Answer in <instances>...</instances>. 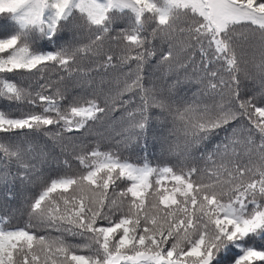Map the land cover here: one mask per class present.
Listing matches in <instances>:
<instances>
[{"label":"snow or ice","instance_id":"1","mask_svg":"<svg viewBox=\"0 0 264 264\" xmlns=\"http://www.w3.org/2000/svg\"><path fill=\"white\" fill-rule=\"evenodd\" d=\"M5 13L14 28L0 37V99L40 109L19 116L0 110V133L5 136L48 135L49 126L80 131L117 108L124 113L129 138L145 133L151 109L172 111L166 99L158 98L162 90L145 88L140 75L145 58L154 55L146 47L149 22L155 25L150 35L168 42L161 62L174 58V42L182 51L198 50L208 91L221 99L175 109L173 122H180L185 141L177 165H138L98 148L81 150L75 158L82 170L44 183L32 199L30 220L35 224L10 229L0 221V264H264V247L249 243L264 240V106L252 97L241 99L230 86L238 84V27L249 28L251 36L259 34L258 67L264 72V0H0V14ZM120 21L124 26L116 27ZM70 24L74 43L41 50V41L54 44ZM105 41L122 44L125 53L135 52L121 62L137 64L135 73L128 74L135 77L131 83L125 80L120 88L117 80L112 94L93 93L83 103V98H73L64 108L59 89L43 94L50 84H40L41 91L33 94L5 78L42 74L49 65L67 71L78 58L99 54ZM112 60L107 55L101 67H115ZM211 64L220 67L210 70ZM125 93L132 97L124 100ZM136 96L139 104L129 111ZM244 117L248 126L232 128L227 143L208 153L212 167L196 166L191 150ZM160 140L167 143L163 132ZM27 143L0 140V158L6 165L15 159L23 169L18 174L22 181L28 179L25 158L33 150ZM10 175L6 167L0 179L7 183ZM118 181L127 187L117 193ZM37 225L54 228L58 235L39 234ZM75 238L82 243H73ZM233 249L238 255L230 258Z\"/></svg>","mask_w":264,"mask_h":264},{"label":"trees","instance_id":"2","mask_svg":"<svg viewBox=\"0 0 264 264\" xmlns=\"http://www.w3.org/2000/svg\"><path fill=\"white\" fill-rule=\"evenodd\" d=\"M79 17V13L76 14ZM8 15L0 14V37L11 34L14 26L6 23ZM124 21H120L116 27H123ZM155 25L149 22L146 25L148 32L149 44L146 47L154 52L153 56L146 57L140 75L143 77L145 88H155L163 92V96L158 98L166 99L170 104L172 111L153 108L150 110V122L145 133L129 138L125 132L127 122L121 117L124 115L118 108L103 118L102 121L89 122V124L80 131L64 132L60 128L49 126V134L44 131L35 133H20L18 136H5L0 133V140L5 142L13 140L20 143L27 140V146L33 149L25 158V163L29 165L28 179H19L18 174L23 171L17 165L13 158L7 165L0 158V175L3 174L7 167L11 175L7 183L0 179V221H3L5 228L14 229L24 227L35 220H30V207L32 199L41 191L44 183L49 182L65 173H79L82 166L76 160V156L81 154V150L92 151L98 148L101 152L115 153L122 159H127L133 164L142 165L145 161L151 166H163L164 164L177 165L185 152V141L179 121L174 124L175 109H183L188 104H213L220 102V96L208 91V80L203 79L204 73L201 66V57L199 51L191 49L181 50L177 43L174 58L168 62H161V56L168 49V42L159 36L153 38L150 33ZM183 26V25H181ZM74 25H67L61 30L56 42L49 43L41 41V50H56L61 45L74 43L73 41ZM115 35L113 31L111 33ZM79 33H76L79 40ZM248 37L245 40V37ZM236 37L239 47L237 55L239 58V71L236 73L238 84H231V88L238 90L241 99L254 98L257 106H264V72L258 67L261 63L259 34L250 35V29L238 27ZM83 43H87L86 40ZM135 55V52L125 53L123 46L114 42L105 41L103 49L99 54H89L83 59L77 60L72 64L69 70H64L58 66L49 65L43 73L29 74L27 72L7 74L5 78L17 83L20 87L27 89L35 94L41 91L40 84H50L44 90L45 95H54L59 89L65 97L62 107L67 108L73 98H83L84 100L92 99L93 93L104 92L112 94L117 87V80L120 81L119 87H123L125 80L131 83L137 64L134 61L127 63L121 62L124 55ZM107 55L113 57L112 64L115 67H101L105 63ZM191 57V59H190ZM242 57V58H241ZM219 64L209 65L210 70L219 68ZM225 80L229 77L220 72ZM42 77V78H41ZM220 90L217 89V93ZM225 95L228 90L224 89ZM132 97L131 93H125L124 100ZM134 102L128 108L129 111L139 104L138 96L133 98ZM0 110L12 116H19L25 111H39V108H30L28 104L9 103L6 99H0ZM239 125L248 126L247 117L238 122H233L227 126L226 130H220L212 138L197 148L191 150L192 156L195 157V164L200 168H211V162L207 161L208 153H211L219 143H227L226 136H231L232 128ZM171 130L172 134L168 135ZM167 136V143L162 145L161 133ZM60 135L57 136L56 134ZM258 142V140H257ZM243 152V148L239 149ZM204 158H201V156ZM0 153V157H2ZM218 159L213 157V160ZM67 161L66 165L64 162ZM70 165V169H69ZM153 178V182H154ZM118 187L115 191L118 193L121 189L127 187L126 183L117 182ZM167 187H171V182H165ZM9 193L12 198H9ZM112 195V189L109 191ZM39 234L58 235L54 228L37 225ZM73 243H82L79 238L72 240ZM249 243H254L258 248L264 247V240L255 239ZM83 254V253H81ZM238 255L233 249L229 256Z\"/></svg>","mask_w":264,"mask_h":264}]
</instances>
